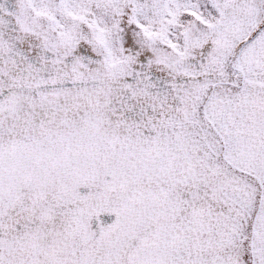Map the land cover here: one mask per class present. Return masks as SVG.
I'll list each match as a JSON object with an SVG mask.
<instances>
[{
  "label": "snow or ice",
  "instance_id": "1",
  "mask_svg": "<svg viewBox=\"0 0 264 264\" xmlns=\"http://www.w3.org/2000/svg\"><path fill=\"white\" fill-rule=\"evenodd\" d=\"M0 264H264V0H0Z\"/></svg>",
  "mask_w": 264,
  "mask_h": 264
}]
</instances>
